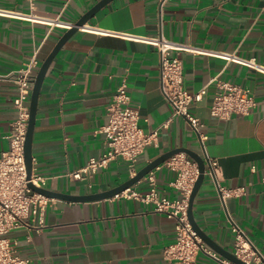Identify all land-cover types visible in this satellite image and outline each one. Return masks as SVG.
Wrapping results in <instances>:
<instances>
[{
  "label": "crops",
  "instance_id": "obj_1",
  "mask_svg": "<svg viewBox=\"0 0 264 264\" xmlns=\"http://www.w3.org/2000/svg\"><path fill=\"white\" fill-rule=\"evenodd\" d=\"M98 1L0 0V156L9 149L16 118L11 74L35 49L39 67L65 31L24 16L75 22ZM85 24L89 29L77 30L60 47L39 90L31 152L32 172L44 178L42 187L82 195L108 190L130 177L129 162L121 157L89 180L71 176L107 150L105 134L96 131L106 123V106L122 77L140 127L156 134L155 143L133 163L136 171L178 147L205 157L195 132L184 118L171 116L172 107L161 94L159 53L144 39L162 36L204 51H179L184 89L204 91L188 111L204 124V149L217 164L219 185L243 187V194L223 203L206 176L193 199V218L226 251L232 253L235 223L264 253V74L214 54H235L264 66V0H112ZM220 83L249 91L254 100L249 113L224 120L210 116ZM176 175L164 164L154 169L159 197L180 198L171 185ZM148 188L143 177L126 194ZM47 198L38 232L22 226L6 235L28 264H175L163 257L164 247L174 240V220L153 210L152 203L127 195L85 202ZM37 218L29 214L24 221L32 226ZM195 264L219 263L198 252Z\"/></svg>",
  "mask_w": 264,
  "mask_h": 264
},
{
  "label": "built area",
  "instance_id": "obj_2",
  "mask_svg": "<svg viewBox=\"0 0 264 264\" xmlns=\"http://www.w3.org/2000/svg\"><path fill=\"white\" fill-rule=\"evenodd\" d=\"M30 15L24 17L49 27H59L64 30L75 27L74 22L63 20L60 17ZM85 26L86 24H82L76 27L77 30L83 31L89 29ZM144 40L156 46L158 50L160 89L162 96L172 107L171 116L178 115L184 118L199 140L205 154L204 177L209 176L215 184L223 203L227 197L243 194V187L224 188L219 185L217 164L206 156L204 149L203 141L206 136L201 130L204 124L188 111L190 104L199 101L204 91L190 94L184 89L179 51L182 49L197 53L204 51L197 47L173 42L162 36ZM36 52L37 49L29 60L10 76L16 88V95L12 99L16 118L11 122L9 149L2 152L0 156V264H28V259L16 255V241H10L6 235L22 226L33 228L35 232H38L43 226L42 215L48 202L47 197L28 187V182L42 187L44 178L31 172L30 179H26L23 155V143L29 117V98L32 78L35 75L33 71L38 67ZM214 54L264 74V66L253 59H244L235 54ZM218 87L219 90L213 95L209 107L210 116L222 120L229 119L232 114L246 115L254 106L253 97L247 89L228 83H220ZM129 101L126 78L122 77L116 86L112 101L106 106V123L96 131L105 134L107 150L98 157H90L86 165L71 173L73 178L89 180V177L97 170L106 167L109 161L116 157L129 162V175L135 174L136 169L133 163L145 147L155 143L156 134L155 132L145 133L142 130L138 123V112L129 106ZM168 121L169 119L163 122L162 126H166ZM162 164L177 171L176 178L171 185L180 192L179 199L171 200L157 195L154 177L156 167L144 176L149 185L145 193L131 191L126 194L130 189L127 188L115 197L127 195L144 203H152L153 210L164 213L167 218L174 220V240L163 249V257L168 262L195 264L197 253L202 252L219 264H235L209 248L188 222L186 209L189 195L198 175L196 163L186 154L176 153ZM87 185L91 186L89 182ZM29 214L38 216L36 224L32 223V226L24 221ZM231 229L233 232L232 254L246 264H264V253L254 245L246 232L235 223H232Z\"/></svg>",
  "mask_w": 264,
  "mask_h": 264
},
{
  "label": "water",
  "instance_id": "obj_3",
  "mask_svg": "<svg viewBox=\"0 0 264 264\" xmlns=\"http://www.w3.org/2000/svg\"><path fill=\"white\" fill-rule=\"evenodd\" d=\"M112 0H99L97 3H95L90 9H88L77 21L74 22L75 27H72L68 30H65L63 34L59 37L57 42L55 43L54 47L50 51V53L47 55V57L41 62V64L38 67V70L36 71L35 75L32 78V89L30 93L29 98V117H28V123H27V129L25 133L24 143H23V155H24V163L26 168V179H30V175L32 172V152H31V144H32V133H33V127H34V121H35V113H36V106H37V99L39 95V90L41 87V84L43 82V78L45 76V73L60 49V47L64 44V42L77 31L76 26H80L82 24H85L87 20L102 6L107 4ZM176 153H184L187 156H189L197 165L198 169V175L197 178L193 184L191 193L188 198L187 203V209H186V215L188 222L190 223L192 229L196 232V234L214 251L217 253H220L224 255L227 259L234 262L235 264H246L237 257H235L231 252L226 251L225 249L219 247L212 239H210L199 227V225L196 223V221L193 218L192 214V203L195 194L197 193L199 187L201 186L203 180H204V169H205V159L197 152L186 148V147H178L171 149L169 151H166L160 155H158L156 158L152 159L149 163H147L145 166L140 168L138 171L135 172L134 175L130 176L128 179L123 181L122 183L116 185L115 187H112L108 190L96 192V193H89V194H82V195H70L65 193H59L54 192L51 190H48L44 187H37L33 183L28 182V187L37 193H40L44 195L45 197L49 198H56L61 199L65 201H73V202H85V201H97L102 200L106 198H111L115 196L116 194L121 193L123 190L130 188L132 185L136 184L138 181H140L150 170L154 169L155 167L162 164L165 160L170 158L172 155Z\"/></svg>",
  "mask_w": 264,
  "mask_h": 264
},
{
  "label": "rangeland",
  "instance_id": "obj_4",
  "mask_svg": "<svg viewBox=\"0 0 264 264\" xmlns=\"http://www.w3.org/2000/svg\"><path fill=\"white\" fill-rule=\"evenodd\" d=\"M38 68V67H37ZM37 68L34 70V71H36L37 70Z\"/></svg>",
  "mask_w": 264,
  "mask_h": 264
}]
</instances>
